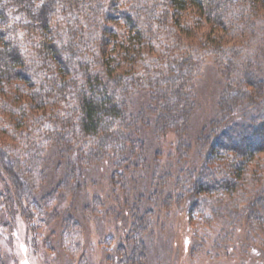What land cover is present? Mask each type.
<instances>
[{"label":"clouds","instance_id":"clouds-1","mask_svg":"<svg viewBox=\"0 0 264 264\" xmlns=\"http://www.w3.org/2000/svg\"><path fill=\"white\" fill-rule=\"evenodd\" d=\"M112 2L0 0V137L8 141L5 149L15 148L9 153L15 156L37 140L38 125L33 123L37 119L43 118L46 128L55 124L58 131L68 118L73 123L83 119L82 97L90 95L89 80L98 78L108 85L109 93H114L113 103L121 115L106 117L95 135L78 136L73 143L82 146L84 153L90 149L100 151L105 164L121 155L128 157L124 161L129 164L127 176L132 187L143 194L138 207L146 225L139 234L148 248L145 264H232L234 258L239 264H252L257 257L264 259V234H254L244 221L257 183L264 184V160L259 161L255 172L253 164L243 167L237 178V166L244 157L235 147L216 143L232 125L213 128L207 116L196 109L193 116L201 121V140L183 154L179 163L176 148L178 138L183 136L179 126L149 125L146 132L137 133L141 138L130 147L123 135L132 130L146 90L139 85L115 83L128 80L129 75L143 76V65L163 68L178 54L185 59L191 54L193 61H201L185 86L193 97L213 74L226 71L230 59L234 67L228 70L226 81L220 79L232 84L243 80L245 53L251 59L252 53L264 48V0H202V8L189 3L184 11L177 10L175 18L171 15V0H115L111 9L114 19H106ZM45 5L49 10L42 19ZM209 35L221 41L223 51L213 53L200 46ZM231 48L240 49L239 58H232ZM13 49L16 59L10 55ZM257 110V104L242 102L231 118L239 121L242 113ZM108 120L113 122L105 127ZM28 133L31 136L26 143L24 136ZM117 138L121 141L114 143ZM44 146L51 149L53 140ZM70 155L75 160L77 153ZM33 193L38 195L35 189ZM23 206L27 212L22 216L19 207L9 215L8 209L0 205V214L8 221V227L0 226L2 264H64V257L78 258L79 252L67 253L68 245L63 242L49 250L45 236L52 225L40 224L36 219L54 208H66L67 201L58 206L54 196L40 211ZM162 207L166 228L163 232L153 231ZM29 214L32 218L26 219ZM102 214L98 210L97 216ZM222 229L231 234L226 249L231 254L217 261L213 240L223 235ZM106 230L111 231L112 226L107 225ZM95 239L93 236L90 250L95 252L93 259L98 260L100 249Z\"/></svg>","mask_w":264,"mask_h":264},{"label":"trees","instance_id":"trees-1","mask_svg":"<svg viewBox=\"0 0 264 264\" xmlns=\"http://www.w3.org/2000/svg\"><path fill=\"white\" fill-rule=\"evenodd\" d=\"M189 3L199 8L203 6L202 0H171L173 8L172 17H176L177 10L184 11ZM114 7L115 0L110 4L109 11L105 13L106 19H114L111 12V9ZM48 10V6L45 5L41 10L42 19ZM121 15L129 20L131 19L127 13H121ZM174 22H176L175 19ZM200 46L202 48H210L213 53L218 50L223 51L221 41L213 39L210 35L207 41ZM229 51L233 59L239 58L240 49L231 48ZM10 55L12 59H16V50L13 49ZM248 56L249 54L245 53L243 80L237 81L235 84L223 82L228 79V70L234 67L231 59L227 62L226 71L219 73V76L223 77V81L221 80L223 89L218 99V115L210 124L213 128L232 125L225 136L217 138L216 143L217 145L227 143L228 146L235 147L244 157L241 165L237 166L235 173L237 178H239L243 167L253 164V172H255L259 167V161L264 160V120H261V117H264V104L260 103L264 101V48H260L252 53L251 59ZM253 60L256 63H253ZM151 63L156 64V61H152ZM200 63V60L193 61L191 54L187 59L178 54L176 58H173L170 62H166L163 68L143 65V76L129 75L128 80L120 79L115 82L117 85L120 83H123L125 86L129 84L139 85L146 90L143 104L132 125V130L123 135V139L128 141L130 147L133 141L141 138L137 133L146 132L149 125L157 128L179 126L183 130V136L178 138L180 141L178 145L179 154L183 155L188 151L190 142L185 135V131L189 127L188 121L195 106V97L185 90V86L192 79L193 73L197 71ZM109 75H111V70H109ZM22 78L27 79V77ZM89 93L90 95L85 94L82 97L83 104L81 110L84 113L83 119L73 123L71 118H68L62 122V127L59 131L55 124L51 128L44 127L43 118L33 121L34 124L38 125L35 129L37 140L31 141L28 148L23 149L20 154L15 156L8 154L15 151V148L9 147L6 150L5 145L8 142L2 143V147H0V168L15 169L25 179V181L20 182L19 186H22L24 182L27 189V185L30 183L32 188L38 193V195H34L33 191L29 192L21 188L15 194L16 203L20 208L22 216L27 212V207H24L23 203L27 204L28 207H35L37 211L47 207L48 201L54 196L58 201V206L62 203L63 192L59 191V189L72 181L76 171V166H74L70 155L73 151L77 153L74 161L75 165L76 163L78 164V169L88 171L92 167H94L93 169H97L103 166L104 157L100 151L90 149L87 153H84L82 146L75 147L73 141L78 136L95 135L98 127L105 122L106 117L111 116L115 118L121 115V113L113 103L114 93H109L108 85L102 84L98 78L89 80ZM242 102L257 104L258 110L242 113V118L239 121H235V119L231 118V113ZM226 117L230 118L226 119ZM258 120L261 121L259 124L257 123ZM112 122V120H108L105 127ZM16 126L19 127V123ZM202 133L203 130L196 139L197 144L200 143ZM30 136L31 133L24 136L26 143ZM12 139L15 140L16 137L13 136ZM50 139L53 140V147L46 149L44 144ZM120 141L121 138H117L113 142L119 143ZM158 152L159 150H157V154ZM212 155L214 156L215 152ZM127 159L126 155H121L117 159L108 160L107 174L110 178V186L112 185L113 192L115 191L114 179L118 178L119 186L127 190L128 194L131 193V189L128 188L132 181L127 176L129 164L124 162ZM254 161L255 163H253ZM50 162H53L56 169L62 167V176L56 177L53 181H48L45 178V168ZM14 180L16 182L15 178ZM257 180H260L259 176H257ZM75 183V185L80 184L77 180ZM58 193H61V195H58ZM142 195V193L136 191L132 202H130L131 221L125 239L127 237H132V239L128 238L130 244L125 245L122 242L118 245L117 250L120 254L115 255L116 264H133L135 258L146 256L145 241L139 236L146 227L143 216L139 215L140 209L138 205ZM1 201L3 205L9 208L10 215L15 212L13 209L14 197H12L8 189H0V203ZM100 204L101 202L98 197L95 196L93 201L89 202V205L87 204V208L92 210V208L98 207ZM110 208L115 209L112 206ZM62 211V209L58 210V208H54L51 213L46 214L44 217L37 216L36 219L40 224H47L61 215L60 226L63 236L70 239L67 248L70 251H74L79 245L80 236L77 231L78 228L75 225L76 222L73 219V215ZM120 213H124V210H121ZM31 218V214L26 217V219ZM245 218V223L254 229V234H264V184L257 183L256 190L249 199ZM2 219L3 216L0 214L1 222ZM3 224H0V226L7 227L8 225L7 222ZM221 231L223 235L220 237L224 238V240L231 237L230 233L225 232L223 229Z\"/></svg>","mask_w":264,"mask_h":264},{"label":"rangeland","instance_id":"rangeland-1","mask_svg":"<svg viewBox=\"0 0 264 264\" xmlns=\"http://www.w3.org/2000/svg\"><path fill=\"white\" fill-rule=\"evenodd\" d=\"M221 82L222 81L219 74H213L209 78L208 82L201 86L199 95L194 98V109L198 110L201 115H206L209 124H211V121L214 120L218 115V99L223 89ZM193 110L188 121L189 127L185 131V135L190 142V147L188 150H190L194 144H197L196 139L203 130L199 117L194 118ZM0 140V147H2V143L8 142L2 137H0ZM176 153V162L179 163V160L183 155L179 154L178 147L176 148ZM53 162H50L48 165L46 164L47 166L45 168V178H47L48 181H53L56 177L58 178L62 176V167L56 169ZM73 163L74 166H76L74 177L68 185L60 188L59 191L63 192L61 202H68V206L66 208H63L62 210L73 215V219L76 222L75 225L78 228L77 231L80 236L79 245L76 247V249L74 251H70L68 248H66L65 251L69 254L73 252H79V256L75 260L64 257V264H116L115 255L120 254V252L117 250L118 245L122 242H124L125 245L130 244L128 238L132 239V237H127L125 239V236L128 230V226L130 225L129 223L131 221V212L129 207L130 202H132L135 196V188L132 187L131 183L128 188L131 189V193L128 194L127 190L119 186L117 178L114 179L115 191L113 192L112 185L110 186V178L107 174L108 163H104L102 167H98L97 169H93L94 167H92L88 171L78 169V164L76 163L75 165L74 160ZM253 163H255V161ZM14 178L16 179V182ZM76 180L80 182L79 185H75ZM22 181H25L24 176L19 174L15 169H9L5 167L2 169L0 168V189H8L12 197H14V210L18 207L15 198V194H17L18 190L22 188L26 191L31 192L34 189L32 188L30 183L29 185H27V189L24 182L22 183L23 185L21 184L22 186H19L20 182ZM58 195H61V193H58ZM95 196L98 197L101 204L98 207L96 206L95 208H92V210H90L89 208H87V204L89 205V202L93 201ZM0 205H3L2 201ZM3 206L9 209L5 205ZM110 206L115 209H111ZM98 210H102V216H97ZM121 210H124V213H120ZM164 211L165 210L162 207L160 209L161 218L159 224L153 231L159 230L163 232L166 228V223L163 219ZM14 214L15 212L11 215ZM60 216L53 219L50 223L45 224L52 225V227L49 228L48 235L45 236V244L49 248V250H55L56 247L60 246L61 242L68 244V241L70 240L66 236H63V231L60 226ZM244 221L246 222L245 217ZM4 222H7L8 224V221L2 219L1 222L0 220L1 225H4ZM93 224L95 225L94 231L92 230ZM107 225L112 226L111 231L106 230ZM53 236H55L56 239L50 240V237ZM93 236H95L96 238V248L100 249V258L98 260L93 259L95 252L90 250L92 247L91 240ZM220 236L221 235H218L217 239L213 240L215 259L217 261H221L222 259L226 260L227 256L231 254V250L229 253H226V249L231 241V237L227 240H224V238ZM109 246L112 249L111 252L107 251V247ZM221 252L225 253L223 257L220 256ZM147 254L148 248L146 246V256ZM146 256H144L145 258H140V256L137 257L136 255L137 258H135V262L133 264H145ZM232 264H239V259L234 258ZM252 264H264V259L257 257L252 262Z\"/></svg>","mask_w":264,"mask_h":264}]
</instances>
